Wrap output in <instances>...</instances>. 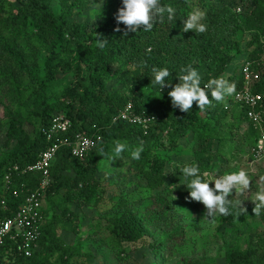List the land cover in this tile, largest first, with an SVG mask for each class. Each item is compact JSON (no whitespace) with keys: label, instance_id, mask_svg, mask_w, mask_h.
Returning a JSON list of instances; mask_svg holds the SVG:
<instances>
[{"label":"trees","instance_id":"1","mask_svg":"<svg viewBox=\"0 0 264 264\" xmlns=\"http://www.w3.org/2000/svg\"><path fill=\"white\" fill-rule=\"evenodd\" d=\"M162 3L177 10L173 22L165 17L163 22H155L151 31L141 29L125 36L123 25L121 31H115L114 17L121 0H0V107L8 121L4 149H0V179L12 165L33 163L56 139L73 142L80 134L101 137L84 159L73 157L66 145L59 147L50 167L51 182L44 201L50 206L42 209L38 247L30 257L10 250L11 264H73L80 242L74 251L64 247L56 228L76 231L78 214L67 206V200L83 199L90 205L98 196L100 180L95 174L101 157L112 164L124 162L143 180L136 200L123 193L121 180L116 182L119 201L109 209L112 215L106 216L103 231L117 245H150L156 258L158 253L172 254L183 241L185 214L178 205H203L188 198L179 169L171 172L168 165L196 164L202 173L215 176L223 173L217 168L220 158L252 156L259 131L248 122L247 107L234 100L243 82L240 67L231 73L229 70L233 61L246 53L244 61L259 73L252 90L264 94V0ZM196 8L207 14L203 21L206 31H183L185 16ZM91 10L95 16L89 19ZM101 40L106 41L104 48L98 46ZM187 65L200 73L202 86L210 78L223 77L235 84L236 92L221 102L213 100L205 110L195 102L189 112L174 108L167 95L169 88L160 94L152 86V69L167 68L174 85L179 82L180 69ZM113 82L119 87L108 88ZM128 102L136 114L150 115L154 120L146 128L122 120L119 113ZM262 105L264 111V99ZM55 113H63L71 125L48 139L44 132ZM26 125L34 127L33 136ZM116 141L128 145L119 157L112 151ZM182 141L191 144L188 152ZM141 142V158L131 159V151ZM183 154L188 158L183 160ZM70 165L76 172L72 179L63 175ZM38 180V175L23 174L17 176L14 188L23 183L25 190L21 191H31ZM64 188L67 194L60 195ZM21 197L5 194L11 210L21 203ZM229 198L236 202L232 195ZM59 201L62 209L58 214L54 205ZM10 214L0 208L1 216ZM236 217V210L229 216L219 215L231 226ZM12 245L8 242L5 248ZM260 246L264 248V239ZM256 249L251 242L246 247L229 246L225 264H258ZM54 253L57 256L52 260ZM4 254L2 249L1 259ZM182 264L217 263L186 258Z\"/></svg>","mask_w":264,"mask_h":264},{"label":"rangeland","instance_id":"2","mask_svg":"<svg viewBox=\"0 0 264 264\" xmlns=\"http://www.w3.org/2000/svg\"><path fill=\"white\" fill-rule=\"evenodd\" d=\"M89 13V19L95 16L94 10ZM245 36L241 46H245ZM246 53L237 57L230 66L229 72H233L237 67H241L246 59ZM229 74V73H228ZM112 86L119 87L115 82L110 83L108 88ZM145 91V90H144ZM147 94L149 92L147 91ZM8 121L3 118L2 109L0 107V149L3 148L5 135L7 131ZM37 126H35L36 128ZM247 125L242 126V131ZM25 129L33 136L34 127L26 125ZM264 133V128H263ZM259 138V137H258ZM184 151L188 152L191 144L182 141ZM182 155V154H181ZM188 157L183 154V160ZM96 176L100 182L97 185L98 196L92 200L90 205L84 204L83 199L67 200V206L75 210L78 214V226L76 231H69L58 226L56 235L62 240L64 247H69L74 251L78 245L79 256L73 259V264H153L152 260H160L163 264H182L186 258H205L216 262L217 264H225V249L229 246L241 245L248 246L251 242L252 246H257L256 257L258 264H264V248L261 247V240L264 239V211L260 215H255L253 208L254 202L251 200L255 192L264 187V158L261 160H253L249 155L241 157H231L228 160L220 158L217 162V168L223 173L243 168L249 173L251 188L243 196L239 193L231 194L236 201H241V206L246 209L247 214H241L236 217L235 225L231 226L219 219V214L215 217H208L204 205L196 207L186 205H178L181 212L185 214L182 222L184 232L183 241L173 249V253L166 256L165 254L156 255L152 253L151 246L145 245L144 242L120 244L117 245L113 240L109 239L107 232L103 231L106 224V216L112 215L108 212L110 208L117 204L119 195L116 192L118 187L116 183L121 180L123 193L127 194L130 200H136L140 197V193L136 190L143 180L137 176L133 167L125 165L124 162L116 160L115 164L107 162L105 158H99ZM178 157H174L175 162ZM178 162V161H176ZM175 163L168 169L172 168ZM75 170L72 165L65 169L63 175L67 178L75 177ZM116 188V189H115ZM67 188L60 191V195H66ZM63 203V202H62ZM44 208H49L50 202L43 204ZM62 204L54 205L56 212L60 213ZM116 208V207H114ZM102 226H99V224ZM250 241V242H249ZM11 252H5L0 258V264H11ZM57 253L51 256L53 260Z\"/></svg>","mask_w":264,"mask_h":264},{"label":"clouds","instance_id":"3","mask_svg":"<svg viewBox=\"0 0 264 264\" xmlns=\"http://www.w3.org/2000/svg\"><path fill=\"white\" fill-rule=\"evenodd\" d=\"M206 15V12L199 8L192 10L185 16L183 31L205 32L207 26L203 21ZM165 17L168 21L173 22L177 17V10L171 5H164L162 0H121V6L117 9L114 17L116 21L115 31H121L120 25H123L125 36L141 29L148 32L153 29L155 22H163ZM105 44L106 41L101 40L98 46L104 48ZM243 63L240 67V74ZM170 74L171 72L167 68H153L152 86L158 88L160 94L165 87H168L167 95L171 99L172 106L183 112H189L193 102L200 110H205L206 107L211 106L213 100L221 102L226 96H231L236 92L235 84L229 83L223 77L210 78L202 86L200 73L191 65L180 69V73L177 75L179 82L174 85L170 83ZM127 147L126 143L116 141L112 151L116 157H119ZM143 151L144 146L141 142L131 151V159L139 160ZM177 169L183 176L182 183L189 193L188 198L202 203L208 217L212 218L218 214L229 216L233 214L234 210H236L237 216L247 214L246 209L241 206L242 200L233 202L229 198L233 191L235 194L239 193L243 196L251 188L249 173L243 168L215 176L202 173L196 164L175 165L171 172ZM251 200L255 204L254 214L260 215L264 211V187H260Z\"/></svg>","mask_w":264,"mask_h":264},{"label":"built area","instance_id":"4","mask_svg":"<svg viewBox=\"0 0 264 264\" xmlns=\"http://www.w3.org/2000/svg\"><path fill=\"white\" fill-rule=\"evenodd\" d=\"M242 87L235 94L234 100L237 103L247 107V120L252 126L259 131V138L256 146L252 148L253 160H261L264 158V117L263 99L264 94L255 93L252 89L253 85L259 79V73L255 71L250 62L244 61L241 68ZM119 117L131 124L146 128L153 120V116L139 115L133 110V105L128 102L119 113ZM71 125L70 120L63 113H55L50 119L49 129L44 133L48 139L56 137L66 132ZM101 137L76 135L73 142L64 139H56L45 150L41 151L37 159L27 165H12L6 169L0 179V208L4 213L11 212L9 216L0 215V251L5 252L13 250L25 257H30L38 247V241L41 236V223L43 220V204L46 196V189L51 182L50 167L60 146L66 145L70 147L73 157L84 159L86 154L93 148L96 142H100ZM26 174L38 175L39 180L34 190L24 189V184L20 188H14L17 176ZM25 190V189H24ZM11 195L17 199L21 197V203L15 210H11L7 204L5 194ZM12 243V248H5L7 243Z\"/></svg>","mask_w":264,"mask_h":264}]
</instances>
